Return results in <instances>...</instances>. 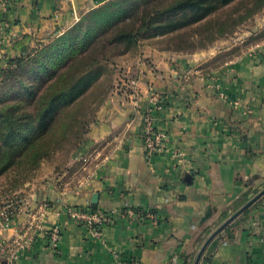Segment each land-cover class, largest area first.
I'll list each match as a JSON object with an SVG mask.
<instances>
[{"label": "crops", "instance_id": "0c3cea01", "mask_svg": "<svg viewBox=\"0 0 264 264\" xmlns=\"http://www.w3.org/2000/svg\"><path fill=\"white\" fill-rule=\"evenodd\" d=\"M109 1L0 0V61L36 36L72 28ZM137 47L121 73L139 76L142 106L152 93L160 97L156 125L167 136V150L145 160L141 116L115 95L116 75L64 184L22 190L45 209V227H59L56 251L38 234L15 264H167L173 258L193 264L217 224L264 189V42L209 68L212 51ZM63 205L136 208L155 213L158 223L117 216L97 239L63 214ZM230 225L229 236L204 258L221 231L199 264H264V195Z\"/></svg>", "mask_w": 264, "mask_h": 264}, {"label": "trees", "instance_id": "16d2710c", "mask_svg": "<svg viewBox=\"0 0 264 264\" xmlns=\"http://www.w3.org/2000/svg\"><path fill=\"white\" fill-rule=\"evenodd\" d=\"M234 1L147 0L143 10L137 6L133 17L126 16L121 23L116 18L124 14L125 10L120 9L111 13H99L98 20L93 22L95 28H82L81 22L70 28L69 33L59 38L57 43L62 48L53 54L57 57L60 50L65 51L63 45L69 42L70 74L52 77L50 81L55 82L49 84L44 92L39 90L29 93V98H25L29 104L25 103L24 106L29 105L32 112L23 113L22 118L13 119L3 127L0 126V177L17 167L11 185L17 190L24 185V180L36 169L37 164L44 158H49L56 150L62 149L64 142L69 141L71 150L76 149L75 154H78L85 144L89 125L106 99L105 97L94 107H90V101L94 98L92 90L103 75L102 63L110 49L119 48L117 44L126 47L138 46L145 38L175 33L207 19ZM263 7L264 0H255L252 7L245 10L246 14L238 17L239 20L218 22L210 30L213 29L211 32H215L217 36H223L231 26L251 17ZM99 23L111 27L110 35L105 39L101 38L103 26L98 27ZM215 37H211L209 41L212 42ZM48 60L49 58L46 61ZM11 110L12 119L22 109L11 106ZM89 116L91 119H88ZM2 117L0 112V120ZM92 209L96 210L94 207ZM245 216L246 212L243 214ZM230 228L231 225L212 241L204 258H208L209 252L224 235L229 236ZM209 234L210 230H206V237Z\"/></svg>", "mask_w": 264, "mask_h": 264}, {"label": "rangeland", "instance_id": "374dc122", "mask_svg": "<svg viewBox=\"0 0 264 264\" xmlns=\"http://www.w3.org/2000/svg\"><path fill=\"white\" fill-rule=\"evenodd\" d=\"M145 1L147 0H111L84 15L79 22H81L82 28H95L96 25L93 22L98 20L97 15L99 13H111L121 9L125 10L124 14L118 15L116 18L121 23L126 16L133 17L135 11H137V6L143 10ZM254 2L255 0H235L231 5L197 24L161 37L145 38L139 45L145 44L162 51L183 55H209L208 52L212 51L214 57L209 59L205 65L208 68L218 66L240 55L248 48H254L264 42V7L251 17H247L231 26L223 36H217L215 32H211L214 29L213 26L218 22L229 19L239 20L238 17L244 16L246 14L245 10L250 9ZM83 18H86V20L83 21ZM102 23H99L98 27L103 26ZM211 27L213 29L210 30ZM110 31V26H103L101 38H107ZM66 33H69V29L47 32L36 36L25 42L18 55L0 61V112L3 115L0 126L3 127L6 122L13 119L22 118L23 113L32 112L29 105L24 106L25 103L29 104L25 100V98H29V93L39 92V90L44 92L49 84L55 82V80L50 81L52 77L70 74L69 42L63 45L65 51L60 50L58 52L60 57L58 55L57 58L56 55H53L62 48L61 45L58 47L57 43L59 38ZM213 36L216 37L210 42L209 39ZM201 45L203 46L201 47ZM117 46L119 48L110 49L106 60L102 63L104 67L103 75L92 90L94 98L90 101L92 102L90 107H94L96 103L108 96L115 76H119L124 66L132 62L138 55L137 45L126 47L117 44ZM48 58L49 60L46 61ZM11 106L22 109L20 112L15 113L16 117L12 119ZM88 119H91V117L89 116ZM63 145L62 149L56 150L49 158L41 160L36 169L28 174L24 180V185L19 189L16 190L11 186L18 170L17 167L14 168V171L0 177V198L14 193L24 194L22 190H26V192L33 191L38 189L40 185L64 184L66 178L69 177V171L76 167V162H72V156L75 154L76 149L71 150L72 145L69 141L64 142ZM221 224L217 225L220 226Z\"/></svg>", "mask_w": 264, "mask_h": 264}, {"label": "built area", "instance_id": "2783aa9c", "mask_svg": "<svg viewBox=\"0 0 264 264\" xmlns=\"http://www.w3.org/2000/svg\"><path fill=\"white\" fill-rule=\"evenodd\" d=\"M140 79L139 76H131L129 73L119 74L115 86V95L122 98L125 105H130L137 111L142 120L141 140L145 160L149 162L157 155L167 150V136L156 125V113L160 109V97L152 93L142 106L140 104ZM173 152V156H179ZM30 198L21 193L0 198V260L6 264H15L21 255L30 250L36 241L38 234H44L48 239L50 251H56L59 243V227L53 225L45 227L47 215L44 208L32 205ZM62 213L76 224L81 225L91 234L100 239L103 229L114 223L115 217L133 220H149L153 224L158 223L155 213L136 208H122L104 212L89 208H78L63 205ZM21 218L18 228H14L15 222ZM14 229V230H13ZM13 230L11 236L6 232ZM167 264H178L173 258Z\"/></svg>", "mask_w": 264, "mask_h": 264}, {"label": "water", "instance_id": "95a60500", "mask_svg": "<svg viewBox=\"0 0 264 264\" xmlns=\"http://www.w3.org/2000/svg\"><path fill=\"white\" fill-rule=\"evenodd\" d=\"M264 195V189L259 192L256 196H254L251 200H249L244 206H242L239 210H237L232 216H230L225 222H223L216 230H214L208 238L205 240L203 245L201 246L193 264H199L200 259L210 244V242L221 232L223 231L233 220H235L238 216H240L243 212H245L254 202H256L261 196Z\"/></svg>", "mask_w": 264, "mask_h": 264}]
</instances>
